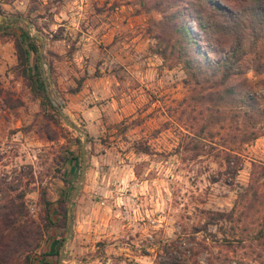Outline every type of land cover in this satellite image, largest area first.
Returning <instances> with one entry per match:
<instances>
[{
  "label": "rangeland",
  "instance_id": "obj_1",
  "mask_svg": "<svg viewBox=\"0 0 264 264\" xmlns=\"http://www.w3.org/2000/svg\"><path fill=\"white\" fill-rule=\"evenodd\" d=\"M216 1L221 11L205 0H0V15L12 18L0 23L8 24L0 28V213L19 197L40 230L30 258L9 264H55L65 237L60 264H264L259 207L236 209L237 224L215 215L251 176L264 179V3L252 35L237 28L251 47L227 84L243 83L256 98L243 115L221 86L182 64L192 52L217 62L232 47L219 32L207 42L195 22L205 13L219 24L241 7ZM21 29L44 42L37 56L53 107L27 78L35 54L28 50L25 70L16 58ZM99 76L105 92L94 97L87 81Z\"/></svg>",
  "mask_w": 264,
  "mask_h": 264
},
{
  "label": "trees",
  "instance_id": "obj_2",
  "mask_svg": "<svg viewBox=\"0 0 264 264\" xmlns=\"http://www.w3.org/2000/svg\"><path fill=\"white\" fill-rule=\"evenodd\" d=\"M235 3L241 4V7L235 9L234 11L229 10L227 17H224L221 23L217 24L216 21L212 20L210 15L199 14L195 17V22L198 28L205 35L207 42L212 40L218 41L219 37H211L210 34H225L232 41V47L229 51L225 52L222 58L213 62L205 54L190 53L187 61H184L183 68L187 72L197 71L198 76L204 80H209L211 82H216V85L222 87L223 92L231 98V103L234 104V107L237 110H240L243 115H246L247 110L251 106L253 99L252 93L249 89L243 87V83H234L227 84L228 80L235 74V68L232 64L235 62L234 59L240 61L241 57L246 53L250 52V41H248L245 36L246 31L242 30L241 33L237 32L238 27L244 29H249L251 34V29L257 20V17L261 14L264 0H233ZM206 3L214 5L215 9L218 10L222 8L219 7V4L216 0H205ZM210 8V7H208ZM230 8V7H229ZM211 10V8H210ZM214 10V11H216ZM212 11V10H211ZM217 12V11H216ZM211 13V12H210ZM209 20V21H208ZM8 24H1L0 28L7 27ZM182 37L188 42H193L191 39L190 33L183 25L180 26ZM22 41H25L27 47L24 46ZM15 50L16 58L19 64L24 68L27 66L28 62V50L32 51L35 54V61L32 65L31 75H27V78L31 84V88L35 89L40 93L42 97L47 101L50 107H53L50 102L47 100L46 90L44 88L43 77L41 76L40 64L38 62V43L34 37L28 35L25 29H21L19 34L15 37ZM197 52V51H196ZM199 55V57H197ZM26 74V73H24ZM218 80V81H217ZM218 100L223 102V98L217 97ZM247 109V110H246ZM256 135L252 136L254 138ZM73 158V157H72ZM228 160V157L226 158ZM75 166H78V162L75 161ZM253 164V162L251 163ZM263 169L260 172V175L263 176ZM258 176V175H257ZM253 177L249 179L247 185L243 190L237 194V201L234 202L232 207L226 213H218L221 218H224L229 222H234L237 224L239 221L238 217H233L234 211L238 209V214L246 215L250 212L253 206H258L261 214L259 221V228L255 232V237L261 238L264 235V179L261 177ZM17 203H10L11 209L8 212L0 213V222H5L7 225L6 229L0 227V264H9L11 259L15 260L16 258L22 257V260L27 261L30 258L31 252L35 251L39 246L40 242V230L33 226L32 220L29 217H26V213H23L24 203L20 201V198L17 197ZM49 202L43 200V204L47 205ZM256 210V207L254 208ZM258 211V212H259ZM25 217L24 219H21ZM62 218L64 220V225L62 230L66 231L65 223V209L62 212ZM237 218V219H236ZM29 221V222H27ZM241 232H245L246 227H240ZM62 241V238L60 239ZM243 239H238L236 242H242ZM57 256V251L53 253H45ZM39 260H37V263ZM36 264V263H35ZM44 264V262H42Z\"/></svg>",
  "mask_w": 264,
  "mask_h": 264
},
{
  "label": "water",
  "instance_id": "obj_3",
  "mask_svg": "<svg viewBox=\"0 0 264 264\" xmlns=\"http://www.w3.org/2000/svg\"><path fill=\"white\" fill-rule=\"evenodd\" d=\"M18 20L20 21H23L26 26L30 28V22L24 18V17H16ZM2 19H12L11 17H8V16H5V15H0V23L2 21ZM34 37L38 40L39 42V49H38V56L40 58V60L42 61L43 60V57H42V54H43V45H44V42L42 40V38L39 36V34L37 32L34 33ZM56 109L59 113V115L62 117V119L64 121H66V118L65 116L63 115L62 111H61V108L59 105H56ZM71 128H73L74 130L76 131H79L81 132L77 127H73L71 126ZM84 139L82 140V146H81V164H80V170H79V175H78V179H77V182L75 184V188H74V191L71 195V198L69 199L68 201V204H67V223L69 225V228H68V234L71 232V212H70V206H71V203L75 197V194H76V191H77V188H78V185L81 181V179L83 178V169H84V161H85V137H86V133H82ZM66 240V237L63 239L62 243L60 244V247H59V256H58V259L56 260V263L55 264H60V261L62 259V255H63V246H64V242Z\"/></svg>",
  "mask_w": 264,
  "mask_h": 264
},
{
  "label": "crops",
  "instance_id": "obj_4",
  "mask_svg": "<svg viewBox=\"0 0 264 264\" xmlns=\"http://www.w3.org/2000/svg\"><path fill=\"white\" fill-rule=\"evenodd\" d=\"M103 36H105V35H103ZM87 85H90L92 87V94L94 97H96V94L99 90H101L102 93L105 92V76L91 77L87 81Z\"/></svg>",
  "mask_w": 264,
  "mask_h": 264
}]
</instances>
